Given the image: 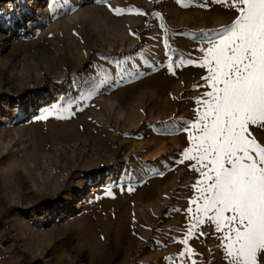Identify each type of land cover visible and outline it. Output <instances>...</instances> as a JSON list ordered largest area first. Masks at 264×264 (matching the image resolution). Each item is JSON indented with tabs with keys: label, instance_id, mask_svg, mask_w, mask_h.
Here are the masks:
<instances>
[{
	"label": "rangeland",
	"instance_id": "rangeland-1",
	"mask_svg": "<svg viewBox=\"0 0 264 264\" xmlns=\"http://www.w3.org/2000/svg\"><path fill=\"white\" fill-rule=\"evenodd\" d=\"M236 17L232 0H0V264H227L206 218L181 243L203 202L179 161L208 38Z\"/></svg>",
	"mask_w": 264,
	"mask_h": 264
},
{
	"label": "snow or ice",
	"instance_id": "snow-or-ice-1",
	"mask_svg": "<svg viewBox=\"0 0 264 264\" xmlns=\"http://www.w3.org/2000/svg\"><path fill=\"white\" fill-rule=\"evenodd\" d=\"M232 7L237 17L208 38L211 46L198 65L207 69L202 79L211 90L196 101L205 110L188 125L197 135L185 129L192 146L179 162L199 166L200 195L190 203H203L188 209L194 223L181 243L187 246L206 218L223 232L227 264H264V146L250 131L264 129V0H232ZM185 252L193 254L188 247Z\"/></svg>",
	"mask_w": 264,
	"mask_h": 264
},
{
	"label": "bare ground",
	"instance_id": "bare-ground-1",
	"mask_svg": "<svg viewBox=\"0 0 264 264\" xmlns=\"http://www.w3.org/2000/svg\"><path fill=\"white\" fill-rule=\"evenodd\" d=\"M112 107H113V108L115 107L114 102H112ZM124 113H125L124 109L120 108V109H119V115H120V116H124ZM159 208H160V207H159Z\"/></svg>",
	"mask_w": 264,
	"mask_h": 264
}]
</instances>
